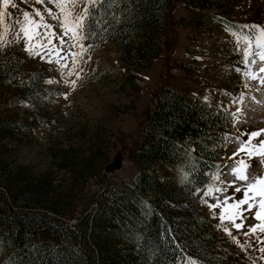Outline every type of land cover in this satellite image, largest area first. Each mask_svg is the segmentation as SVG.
Segmentation results:
<instances>
[{
  "label": "trees",
  "instance_id": "16d2710c",
  "mask_svg": "<svg viewBox=\"0 0 264 264\" xmlns=\"http://www.w3.org/2000/svg\"><path fill=\"white\" fill-rule=\"evenodd\" d=\"M234 1L181 0L191 17L211 15L225 26L240 25L220 14L230 12ZM171 4L172 0L102 4L95 20L86 21L91 24V29L85 28L90 48L117 35L132 59L148 62L161 52ZM213 9L220 13L207 12ZM185 18H180L182 24H187ZM136 36L138 42L133 40ZM44 77L39 70L24 68L16 45L0 53V87L16 91L41 120L46 119L41 107L50 95L42 84ZM155 102L131 150L138 168L132 183L125 180L117 188H104L79 211L73 209V200L56 190L51 167L32 171L23 163H11L9 149L2 145L21 140L31 126L26 120L0 117V264H181L184 251L202 264H232L211 221L199 216L194 195L209 182L207 173L220 165L219 147L230 131V111L191 101L169 87L159 90ZM98 154L94 149L81 169L70 162L58 165L72 180L84 178ZM174 170L183 174L179 183L171 179ZM92 203L97 205L94 212L85 215ZM72 219L77 221L71 224Z\"/></svg>",
  "mask_w": 264,
  "mask_h": 264
},
{
  "label": "rangeland",
  "instance_id": "374dc122",
  "mask_svg": "<svg viewBox=\"0 0 264 264\" xmlns=\"http://www.w3.org/2000/svg\"><path fill=\"white\" fill-rule=\"evenodd\" d=\"M12 3L16 7L9 6L7 11L16 17H20L22 11L31 13L33 7L41 11L44 8V5L36 4L35 0H12ZM231 6L230 12L226 14L215 9L207 12L223 14L240 25H264V0H235ZM47 7L56 11L52 4H47ZM0 10H4L2 4ZM182 17H186L187 24H182ZM45 18L49 24L56 25L55 20L47 16ZM225 27L211 15L191 17L181 0H172L169 25L158 56L146 63H138L123 50L115 35L96 48H88L80 63L83 70L79 72V78L75 74L68 77L76 81L74 88L64 83L65 77L61 76L56 63L29 56L23 40L20 43L13 41L8 47L16 45L27 71L39 70L45 75L43 83L50 95L46 96L48 101L41 107V115L46 117L41 120L21 103L16 91L0 87V117L9 116L21 122L26 120L31 126V132L26 133L21 140L10 139L2 145L9 149L11 163H23L32 171L51 167L56 190L73 200V209L79 211L84 202L104 188H117L125 180L132 183L138 170L131 156L137 133L146 124L149 112L156 105V94L161 88L169 87L184 93L191 101H205L209 106L218 107V110L224 107L231 115L236 114L232 115L233 124L219 147V166L222 172L227 173L228 169L223 166L232 163L227 157L237 150L235 138L244 132L264 129V86L258 80H245L242 73L235 70L239 67L243 71L244 66L238 63L240 56L234 50L233 38L225 31ZM55 30L60 32L58 27ZM8 38L12 39L11 36ZM133 40L138 42L140 36ZM53 42L57 43L55 40ZM82 43L91 46L87 39ZM73 51H79V48ZM257 68L258 65L253 66V71ZM49 80L55 82L47 83ZM63 94H67V98ZM240 108L247 111L245 116L237 112ZM243 138L247 139L246 136ZM94 149H98L99 154L84 172V178L72 180L67 170L58 165L60 161L70 162L76 169H81L82 162H87V156ZM118 152L122 154L121 168L106 173L105 166ZM250 163L252 173L264 174L259 155L254 156ZM216 171L217 168L207 173L209 182L194 191L195 208L199 216L211 221L221 247L229 250L232 264H264V253L258 250L264 247V243L257 241L254 236L246 237L232 229L233 235L237 236L241 244H245L242 250L222 228L217 227L220 221L213 218V212L202 203V200L214 203L210 197L202 195V190L213 183L211 177ZM170 174L173 182L179 183L183 178L179 170ZM232 178L230 175L222 176L226 180ZM240 195L237 194V198ZM96 206L95 203L89 205L85 215L93 213ZM215 211L219 213L220 209ZM75 220L69 222L73 224ZM261 237L264 239V234ZM249 242L251 247H247ZM184 255L185 261L181 264H187L189 258L195 260L196 264H202L187 251ZM227 256L221 253L223 259Z\"/></svg>",
  "mask_w": 264,
  "mask_h": 264
},
{
  "label": "snow or ice",
  "instance_id": "6c2138e0",
  "mask_svg": "<svg viewBox=\"0 0 264 264\" xmlns=\"http://www.w3.org/2000/svg\"><path fill=\"white\" fill-rule=\"evenodd\" d=\"M35 3L44 5L43 11L33 7L31 13L22 11L21 16L16 17L7 11L9 6L15 8L16 4L12 0H0L4 9L0 10V51L10 46L13 41L20 43L23 40L29 56L56 63L61 76L65 77L64 83L74 88L76 81L69 80L68 77L75 74L79 78V72L83 70L80 63L91 47L82 43L88 38L85 28L91 29V24H86V21L95 20L100 6L111 5L114 0H47V4L54 5L56 11L48 8L45 0H35ZM46 16L55 20L56 25L49 24ZM57 27L60 32L55 30ZM225 31L233 38L234 50L240 56L238 63L244 66L243 71L239 67L235 70L242 73L245 80H258L264 86V75H260L264 73V25L227 23ZM9 36L12 37L11 40ZM75 48H79V51H73ZM257 65L258 68L253 71V66ZM63 95L67 98V94ZM242 99L241 96V101ZM232 115L236 116L235 113ZM245 136L247 139L243 138ZM261 137H264V129L237 136L234 141L238 145L237 150L227 157L232 163L230 166H223L228 172H222L218 165L216 173L211 177L213 183L202 190L204 197H210L214 201L209 203L208 200H202V203L213 212V218L220 221L217 227L222 228L242 250L245 244H241L237 236L233 235L232 229L246 237L254 236L257 241L264 243L261 237L264 234V174L257 175L250 171V161L256 155L260 156L261 164L264 165V138ZM224 175L233 178L222 179ZM237 194L242 195L237 198ZM216 209H220V212L217 213ZM251 246L250 242L247 243V247ZM258 250L264 253V247ZM187 264H196V261L189 258Z\"/></svg>",
  "mask_w": 264,
  "mask_h": 264
},
{
  "label": "water",
  "instance_id": "95a60500",
  "mask_svg": "<svg viewBox=\"0 0 264 264\" xmlns=\"http://www.w3.org/2000/svg\"><path fill=\"white\" fill-rule=\"evenodd\" d=\"M121 157H122V156H121V153H120V152L116 153V155H115L114 158H113V161H111L110 163H108V164L105 166L104 170H105L106 172H113V171H115V170L120 169V167H121V165H122Z\"/></svg>",
  "mask_w": 264,
  "mask_h": 264
},
{
  "label": "bare ground",
  "instance_id": "6f19581e",
  "mask_svg": "<svg viewBox=\"0 0 264 264\" xmlns=\"http://www.w3.org/2000/svg\"><path fill=\"white\" fill-rule=\"evenodd\" d=\"M244 100V98L242 99V101ZM240 112L243 114L242 116H245V113H247V111H245L244 108H240ZM241 115V114H240Z\"/></svg>",
  "mask_w": 264,
  "mask_h": 264
}]
</instances>
